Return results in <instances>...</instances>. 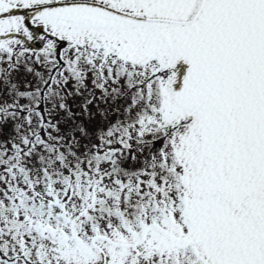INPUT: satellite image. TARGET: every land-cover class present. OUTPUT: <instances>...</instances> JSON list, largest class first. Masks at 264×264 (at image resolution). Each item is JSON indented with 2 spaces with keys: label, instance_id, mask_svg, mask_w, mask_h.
I'll return each mask as SVG.
<instances>
[{
  "label": "snow or ice",
  "instance_id": "obj_1",
  "mask_svg": "<svg viewBox=\"0 0 264 264\" xmlns=\"http://www.w3.org/2000/svg\"><path fill=\"white\" fill-rule=\"evenodd\" d=\"M0 264H264V0H0Z\"/></svg>",
  "mask_w": 264,
  "mask_h": 264
}]
</instances>
